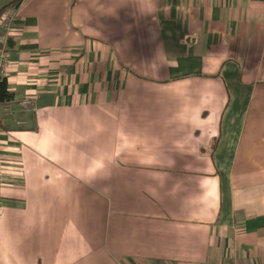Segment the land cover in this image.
Listing matches in <instances>:
<instances>
[{"label": "crops", "instance_id": "crops-1", "mask_svg": "<svg viewBox=\"0 0 264 264\" xmlns=\"http://www.w3.org/2000/svg\"><path fill=\"white\" fill-rule=\"evenodd\" d=\"M13 1L0 264H264V0Z\"/></svg>", "mask_w": 264, "mask_h": 264}, {"label": "built area", "instance_id": "built-area-1", "mask_svg": "<svg viewBox=\"0 0 264 264\" xmlns=\"http://www.w3.org/2000/svg\"><path fill=\"white\" fill-rule=\"evenodd\" d=\"M18 18L17 4H12L0 15V83L7 80L10 66V50L8 49L9 36L13 25ZM37 111L35 101L30 98H23L17 102V108L0 106V119L11 118L19 127L27 124L25 117L18 118V114H31ZM0 132L4 133L2 129Z\"/></svg>", "mask_w": 264, "mask_h": 264}, {"label": "trees", "instance_id": "trees-1", "mask_svg": "<svg viewBox=\"0 0 264 264\" xmlns=\"http://www.w3.org/2000/svg\"><path fill=\"white\" fill-rule=\"evenodd\" d=\"M14 1L10 2L7 6H4L0 8V15L4 12L6 8H8L10 5H14L16 3H13ZM13 99V95L8 90L7 80H4L0 83V105H3L5 103L10 102Z\"/></svg>", "mask_w": 264, "mask_h": 264}, {"label": "rangeland", "instance_id": "rangeland-1", "mask_svg": "<svg viewBox=\"0 0 264 264\" xmlns=\"http://www.w3.org/2000/svg\"><path fill=\"white\" fill-rule=\"evenodd\" d=\"M13 0H0V8L7 6Z\"/></svg>", "mask_w": 264, "mask_h": 264}]
</instances>
